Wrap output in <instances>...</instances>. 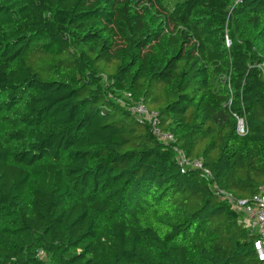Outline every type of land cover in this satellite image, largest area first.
Wrapping results in <instances>:
<instances>
[{
    "label": "trees",
    "instance_id": "1",
    "mask_svg": "<svg viewBox=\"0 0 264 264\" xmlns=\"http://www.w3.org/2000/svg\"><path fill=\"white\" fill-rule=\"evenodd\" d=\"M218 189L264 190V0H0V264H261Z\"/></svg>",
    "mask_w": 264,
    "mask_h": 264
},
{
    "label": "built area",
    "instance_id": "2",
    "mask_svg": "<svg viewBox=\"0 0 264 264\" xmlns=\"http://www.w3.org/2000/svg\"><path fill=\"white\" fill-rule=\"evenodd\" d=\"M230 44L231 41L227 37V45ZM131 97V93H125L124 98L120 99L118 102L124 105L127 103L126 100L132 99ZM129 108L137 118L150 123L152 125L153 132L162 141L171 142L175 140L171 133L162 131L158 112L150 110L143 101L136 102L135 104L130 105ZM237 131L240 134H244L246 132L243 118H238ZM176 159L178 164L184 168H203L201 159L189 158L182 150L179 149L177 150ZM203 173L205 176H211V172L208 169H204ZM218 193L225 195L227 200L233 203L234 207H238L246 214L244 223L247 227L253 229L254 226H257L258 236L254 241V249L258 260L261 264H264V190L254 195L251 199H240L237 202L234 201L233 196L230 193L220 189H218Z\"/></svg>",
    "mask_w": 264,
    "mask_h": 264
},
{
    "label": "crops",
    "instance_id": "3",
    "mask_svg": "<svg viewBox=\"0 0 264 264\" xmlns=\"http://www.w3.org/2000/svg\"><path fill=\"white\" fill-rule=\"evenodd\" d=\"M257 230H258L257 226H254L253 231L257 232Z\"/></svg>",
    "mask_w": 264,
    "mask_h": 264
}]
</instances>
